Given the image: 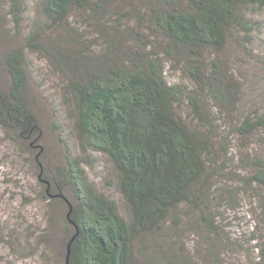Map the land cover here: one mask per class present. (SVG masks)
Segmentation results:
<instances>
[{"label":"trees","instance_id":"1","mask_svg":"<svg viewBox=\"0 0 264 264\" xmlns=\"http://www.w3.org/2000/svg\"><path fill=\"white\" fill-rule=\"evenodd\" d=\"M0 11V133L34 160L47 207L34 247L0 217L10 256L264 264V103L242 108L228 60L264 74V0H0ZM100 157L110 173L98 186ZM247 215L257 223L232 231Z\"/></svg>","mask_w":264,"mask_h":264},{"label":"rangeland","instance_id":"2","mask_svg":"<svg viewBox=\"0 0 264 264\" xmlns=\"http://www.w3.org/2000/svg\"><path fill=\"white\" fill-rule=\"evenodd\" d=\"M1 12V11H0ZM36 11L32 8L31 14ZM5 26L9 27V23ZM240 53V52H239ZM228 60L233 63L232 67L243 84V103L242 108H255L264 103V74L260 69H255L252 65L254 61L244 56L243 61H239L235 55H229ZM239 57V56H238ZM40 65L43 63L37 61ZM100 162L89 170L90 179L101 186L103 180L110 173L109 163L103 157ZM41 184L37 178L34 160L28 156L20 154L8 142L3 141L0 133V217L8 226V229L18 231L25 237L27 235L30 246L36 245V236L39 230L47 225L44 211L46 203L39 197ZM257 216L247 215L239 225L231 227L232 231L238 232L241 225L254 220L257 223ZM11 248L0 244V257H9L11 264H44L45 261L37 255L32 257H21L17 259L14 254L10 256ZM50 255V254H49ZM49 255L47 257H49ZM229 264H247L242 253L229 256Z\"/></svg>","mask_w":264,"mask_h":264}]
</instances>
